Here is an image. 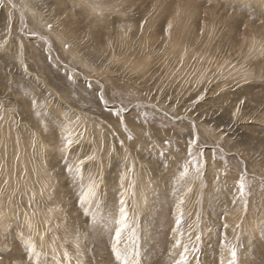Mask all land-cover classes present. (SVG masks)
Returning a JSON list of instances; mask_svg holds the SVG:
<instances>
[{
    "label": "rangeland",
    "instance_id": "1",
    "mask_svg": "<svg viewBox=\"0 0 264 264\" xmlns=\"http://www.w3.org/2000/svg\"><path fill=\"white\" fill-rule=\"evenodd\" d=\"M0 264H264V0H0Z\"/></svg>",
    "mask_w": 264,
    "mask_h": 264
},
{
    "label": "bare ground",
    "instance_id": "2",
    "mask_svg": "<svg viewBox=\"0 0 264 264\" xmlns=\"http://www.w3.org/2000/svg\"><path fill=\"white\" fill-rule=\"evenodd\" d=\"M208 163H209V162H208ZM211 163H212V162H211ZM211 163H209V164H208V166H209L208 168H209V169H210V168H211V166H212V165H211ZM213 173H214V172H213Z\"/></svg>",
    "mask_w": 264,
    "mask_h": 264
}]
</instances>
